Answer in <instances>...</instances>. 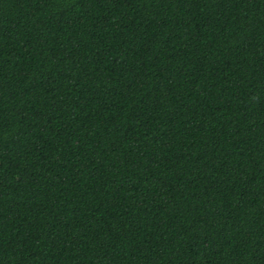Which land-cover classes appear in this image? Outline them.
Returning a JSON list of instances; mask_svg holds the SVG:
<instances>
[{
	"label": "trees",
	"instance_id": "obj_1",
	"mask_svg": "<svg viewBox=\"0 0 264 264\" xmlns=\"http://www.w3.org/2000/svg\"><path fill=\"white\" fill-rule=\"evenodd\" d=\"M0 264H264V0H0Z\"/></svg>",
	"mask_w": 264,
	"mask_h": 264
}]
</instances>
